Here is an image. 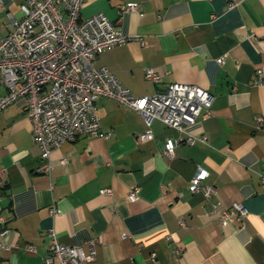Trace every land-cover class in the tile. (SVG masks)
I'll list each match as a JSON object with an SVG mask.
<instances>
[{
    "label": "crops",
    "instance_id": "obj_1",
    "mask_svg": "<svg viewBox=\"0 0 264 264\" xmlns=\"http://www.w3.org/2000/svg\"><path fill=\"white\" fill-rule=\"evenodd\" d=\"M24 1L0 0V37L23 16ZM126 2L138 10L119 14ZM98 12L127 39L97 62L134 95L189 83L209 91L210 108L181 131L155 119L152 138L140 140L147 129L141 113L99 97L107 136L63 142L45 172L24 98L5 107L0 264H56L51 229L59 241L93 250L87 264H264V121L256 127V117L264 118V0H84L82 18ZM147 67L161 73L160 82L145 77ZM177 137L167 155L163 142ZM198 167L207 171L202 184L213 188L208 197L189 189ZM106 187L110 195L100 192Z\"/></svg>",
    "mask_w": 264,
    "mask_h": 264
},
{
    "label": "built area",
    "instance_id": "obj_2",
    "mask_svg": "<svg viewBox=\"0 0 264 264\" xmlns=\"http://www.w3.org/2000/svg\"><path fill=\"white\" fill-rule=\"evenodd\" d=\"M83 2L26 0L20 5L23 16L13 19L9 31L0 37V86L3 88L0 111L24 98L32 140L40 147L44 159L41 168L45 172L52 167L49 161L52 150L63 142L72 141L78 135L107 136L97 113L99 97L113 99L141 113L147 129L138 135L140 140L152 138L150 126L155 119L183 130L195 122L201 111H208L212 101L207 89L182 82L169 83L164 91L134 95L106 65L97 62L102 51L124 42L127 37L102 12L82 18ZM236 2L229 0V6ZM128 10L137 11V3L117 6L119 14ZM145 77L155 83L161 81V73L153 67L145 68ZM262 121L264 118L256 117L257 129ZM198 138L205 140L204 136ZM181 140V137L167 138L163 151L172 155ZM194 140V135L185 138L187 143ZM206 175V169L198 167L190 179L189 189L202 191L208 197L213 188L202 184ZM136 191H130L129 197H136ZM100 192L110 195L112 190L106 187ZM233 206L240 216L245 214V207L237 203ZM53 211L58 210L53 208ZM231 213L222 215V223H226ZM5 233L2 231L0 236L4 237ZM49 234V251L56 257V264H87L92 259L93 250L86 252L80 245L59 241L53 229Z\"/></svg>",
    "mask_w": 264,
    "mask_h": 264
}]
</instances>
